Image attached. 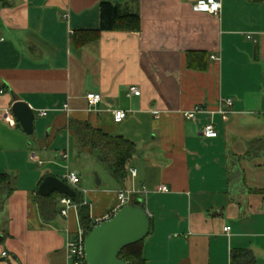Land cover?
I'll list each match as a JSON object with an SVG mask.
<instances>
[{
	"label": "crops",
	"instance_id": "0c3cea01",
	"mask_svg": "<svg viewBox=\"0 0 264 264\" xmlns=\"http://www.w3.org/2000/svg\"><path fill=\"white\" fill-rule=\"evenodd\" d=\"M197 1L0 0V173L15 189L0 206V254L9 253L0 264H69L79 208L63 216L54 195L56 213L44 215L38 196L67 168L94 225L118 192H138L151 221L146 264H264V0H221L219 16L195 11ZM104 2L139 15L141 31L95 40ZM131 87L141 95L129 96ZM88 93L102 95L95 108ZM17 101L35 112L33 137L7 120ZM195 107L202 112L186 119ZM117 110L128 113L119 124ZM71 120L136 144L127 182L95 153H79ZM209 124L215 139L202 135ZM162 185L168 192H153Z\"/></svg>",
	"mask_w": 264,
	"mask_h": 264
},
{
	"label": "trees",
	"instance_id": "16d2710c",
	"mask_svg": "<svg viewBox=\"0 0 264 264\" xmlns=\"http://www.w3.org/2000/svg\"><path fill=\"white\" fill-rule=\"evenodd\" d=\"M110 31L139 33L141 31L139 15L126 11L121 5H114L109 2L102 3L101 28L93 34V38L96 40L102 32ZM69 129L79 153L85 151L95 153L97 159L106 166L116 179L122 182L128 181L132 162L138 154V148L134 142L122 136L107 135L88 122L71 120ZM14 190L12 176L0 173V206L3 204L4 199H8L12 195ZM54 195L63 196L55 193L50 197H43L38 193L44 215L51 211L56 213L55 204L52 202ZM75 202L80 203L78 196ZM134 204L142 206L139 200L135 201ZM79 216L82 228L85 230L86 235H89L96 226L91 221L90 208L79 205ZM144 241L125 248L119 258L128 264H146L143 257ZM246 264H253V262L250 261Z\"/></svg>",
	"mask_w": 264,
	"mask_h": 264
},
{
	"label": "water",
	"instance_id": "95a60500",
	"mask_svg": "<svg viewBox=\"0 0 264 264\" xmlns=\"http://www.w3.org/2000/svg\"><path fill=\"white\" fill-rule=\"evenodd\" d=\"M12 115L23 132L34 134L35 112L27 103L17 101ZM58 193L76 200V191L60 178L49 176L40 185L39 194L50 197ZM140 203H142L140 201ZM151 221L143 206L131 204L123 207L111 219L101 221L85 239L87 264H128L119 258L121 252L144 241L150 234Z\"/></svg>",
	"mask_w": 264,
	"mask_h": 264
},
{
	"label": "built area",
	"instance_id": "2783aa9c",
	"mask_svg": "<svg viewBox=\"0 0 264 264\" xmlns=\"http://www.w3.org/2000/svg\"><path fill=\"white\" fill-rule=\"evenodd\" d=\"M11 2V0H7ZM194 10L197 12H207L215 16H219L222 11V2L221 0H198L196 4L194 5ZM252 38V37H249ZM0 41H4V38H0ZM141 91L137 87H131L129 90V96H140ZM86 100L88 101L90 108H95L101 101H102V95L98 93H88L86 95ZM223 104L225 103L228 107H231L233 105L232 100H226L221 101ZM202 107H195L192 111L186 112L184 114L185 118L190 120L194 119L198 113L202 112ZM65 112H70L68 105L64 106ZM49 110H41L38 111L37 114L40 117H43L47 115ZM219 113L227 117V114H229L228 111L220 109ZM128 116V113L126 111L117 110L113 112L114 121L116 123H122ZM7 120L11 122H15V118L13 115L7 118ZM202 135L207 139H215L218 137V132L215 130L214 125L209 124L206 125L203 129ZM62 158L65 160L69 159L68 153H63ZM32 159L37 161L40 165L43 164V162L38 158L37 154L35 152L32 153ZM133 176L136 175V171L131 172ZM63 181L68 183L72 186H77L80 182V178L77 175V173L72 172L67 168V172L63 177ZM143 191L145 193H149L147 187H143ZM153 192L156 193H166L168 192V187L162 185L157 187ZM137 194L138 192L134 189H127L122 190L118 192V203L117 206L110 212L109 215L104 220L111 219L118 211H120L123 207L127 205L134 204L135 201H137ZM60 205H62L63 209L61 210V214L63 216H68L70 211L77 210L79 208V205L76 204L74 200H72L70 197L62 196L59 199ZM101 220V221H104ZM101 221H97L95 225H98ZM225 233H229L231 231L230 227H226L224 229ZM87 235L85 230L81 227L80 230L76 233L75 236L69 237L66 242V258L69 264H87L86 263V254H85V239ZM9 257V253L7 251H3L0 254V261L3 259H6Z\"/></svg>",
	"mask_w": 264,
	"mask_h": 264
},
{
	"label": "rangeland",
	"instance_id": "374dc122",
	"mask_svg": "<svg viewBox=\"0 0 264 264\" xmlns=\"http://www.w3.org/2000/svg\"><path fill=\"white\" fill-rule=\"evenodd\" d=\"M33 136H34V134L31 135V136H28V135H27V136H25V137L27 138V137H33ZM0 149H1V148H0ZM4 156H7V155L4 154V153H1V151H0V165H1V166H3V163H4V158H3ZM8 157L12 158V159H10L11 162H14V161H16V160H17V161H18V160L20 161V159H19L20 156H19L18 154H15V155H14V154H8ZM22 162H23V160H22ZM0 171H2V170H0Z\"/></svg>",
	"mask_w": 264,
	"mask_h": 264
}]
</instances>
